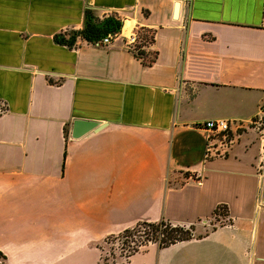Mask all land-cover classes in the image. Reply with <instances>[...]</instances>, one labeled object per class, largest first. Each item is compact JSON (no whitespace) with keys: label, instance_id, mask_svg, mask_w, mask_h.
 <instances>
[{"label":"crops","instance_id":"1","mask_svg":"<svg viewBox=\"0 0 264 264\" xmlns=\"http://www.w3.org/2000/svg\"><path fill=\"white\" fill-rule=\"evenodd\" d=\"M88 8L128 34L56 44ZM136 29L150 66L126 47ZM0 99L6 264H100L106 238L159 221L196 236L124 264H264L263 139L246 124L206 157L192 126L264 106V0H0ZM74 119L103 127L74 139Z\"/></svg>","mask_w":264,"mask_h":264},{"label":"trees","instance_id":"2","mask_svg":"<svg viewBox=\"0 0 264 264\" xmlns=\"http://www.w3.org/2000/svg\"><path fill=\"white\" fill-rule=\"evenodd\" d=\"M123 27L122 19L116 13H102L93 9H85L83 12V26L78 30H66L57 33L53 36L56 44L73 48L78 40L94 45L101 41L108 35H115L121 32ZM154 35L151 43L153 42ZM137 58L142 60L144 66H150L156 57V54L148 55L142 47H134L130 50ZM7 104L4 100L0 99V111L7 112ZM2 115V114H0ZM227 216V210L224 206H218L214 211L213 221L210 223L211 230L215 229V224L221 219L224 220ZM221 218V219H220ZM194 227L184 228L180 226H173L166 221H159L156 223L141 222L132 228L125 229L115 236H110L105 239H115L122 243L123 246L127 245L128 250L125 256L127 259L137 253L142 247L148 243H156L160 248H166L178 242L188 241L194 238ZM206 231L205 234H207ZM202 236V235H200ZM198 235V237H200ZM132 243V245H131ZM130 244V245H128ZM0 258L3 256L0 254ZM100 264H116L114 261L110 262L108 259L103 258Z\"/></svg>","mask_w":264,"mask_h":264},{"label":"built area","instance_id":"3","mask_svg":"<svg viewBox=\"0 0 264 264\" xmlns=\"http://www.w3.org/2000/svg\"><path fill=\"white\" fill-rule=\"evenodd\" d=\"M115 35H108L104 37L101 41H98L94 45L104 46L107 45L110 40L115 37ZM137 41L136 35L132 33L126 41V47L129 50L134 49V45ZM3 111H0V114H3ZM248 124L253 128L260 137L263 139L264 143V106L260 107L253 117L248 120L234 119V118H216L212 120L200 121L193 123V127L197 129H202L206 133L205 137V151L206 157L213 156H223L226 148V139L228 134L233 130L239 131ZM220 140L219 142H217ZM223 141V142H221Z\"/></svg>","mask_w":264,"mask_h":264},{"label":"rangeland","instance_id":"4","mask_svg":"<svg viewBox=\"0 0 264 264\" xmlns=\"http://www.w3.org/2000/svg\"><path fill=\"white\" fill-rule=\"evenodd\" d=\"M129 14V13H128ZM137 41L135 47H142L151 43L153 33L152 31L145 29H136L134 30ZM130 245V244H128ZM132 245V243H131ZM130 245V246H131ZM102 256L103 258L108 259L110 262L114 261L116 264H124L126 262V254L128 246H123L122 243L115 239H108L102 244ZM0 264H6L5 261L0 259Z\"/></svg>","mask_w":264,"mask_h":264},{"label":"water","instance_id":"5","mask_svg":"<svg viewBox=\"0 0 264 264\" xmlns=\"http://www.w3.org/2000/svg\"><path fill=\"white\" fill-rule=\"evenodd\" d=\"M102 127L103 124L100 122L74 119L72 121L71 137L77 139L89 133L90 131H98Z\"/></svg>","mask_w":264,"mask_h":264},{"label":"bare ground","instance_id":"6","mask_svg":"<svg viewBox=\"0 0 264 264\" xmlns=\"http://www.w3.org/2000/svg\"><path fill=\"white\" fill-rule=\"evenodd\" d=\"M129 27L126 23L123 24L122 30L125 34H128Z\"/></svg>","mask_w":264,"mask_h":264}]
</instances>
